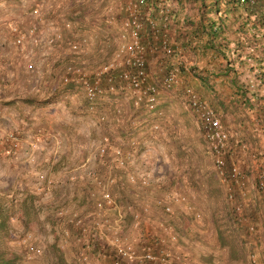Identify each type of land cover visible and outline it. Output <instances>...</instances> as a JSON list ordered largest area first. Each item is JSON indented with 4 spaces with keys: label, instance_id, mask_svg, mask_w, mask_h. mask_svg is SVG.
Listing matches in <instances>:
<instances>
[{
    "label": "rangeland",
    "instance_id": "obj_1",
    "mask_svg": "<svg viewBox=\"0 0 264 264\" xmlns=\"http://www.w3.org/2000/svg\"><path fill=\"white\" fill-rule=\"evenodd\" d=\"M122 1L0 0V198L2 212L6 214L5 242L7 248L18 254L16 264H55L49 252L51 243L61 252L63 260L70 263L71 258L57 241V228L62 223L70 226L69 214L76 211L84 213L90 224L96 211L87 200L93 186L92 176L113 179L110 190L115 206L106 213L110 217L118 211L125 214L121 230L138 253L146 248L152 252L165 250L186 264H198L197 251H187L190 240L196 238L194 234L190 233L179 244L168 238L166 232L172 229L165 225L166 220L177 224L181 214H192V223L200 225L208 216V209L215 206L213 199L207 197L218 184L213 155L184 93L186 87L193 91V79L189 74H181L170 56L153 49L157 38L145 26L141 34L145 57L157 60L151 68L146 63L143 81V85H154L156 90L152 110L133 105L132 91L117 71L114 89L105 90V80H101V94L93 100L86 98L80 84L73 82V88L64 89L62 75L71 77L69 73L78 68L91 79L92 71L100 69L120 50L117 37L123 18ZM31 7H37L39 20L28 14ZM146 13H142L144 24L147 18H158L155 10ZM31 22L36 24V42L26 39L20 44L13 43L11 28L22 32ZM52 32H58L61 41L53 46L44 45L43 39ZM165 35L172 49L174 44L169 42L167 30ZM185 35L188 37V33ZM159 61L162 64L158 67ZM173 67L177 68V82L165 87L161 80ZM54 92L57 93L54 97L43 101ZM29 97L41 103L26 105L19 101ZM199 99L208 101L204 96ZM7 134L17 137V144H4ZM262 135L263 131L259 136L264 139ZM117 147L125 153L132 152V165L138 170L137 176L148 175L147 185L126 181V173L133 166H115L113 150ZM243 153L241 150L226 155V162L239 169H250L248 160L238 156ZM90 170L91 175L87 173ZM250 171V176L242 179L246 195L248 190L252 193L250 189L255 188L257 176L264 170ZM226 186L220 187L223 198L228 191L236 194L231 183L226 182ZM157 198L169 202L170 212L164 214L154 204ZM130 209L137 217L127 212ZM61 210L63 218L62 214L57 215ZM205 232L199 233L195 248L208 237ZM207 232L212 233L211 226ZM157 237V241L149 239ZM28 243L41 248L39 256L26 257ZM92 244L94 256L110 264L114 258L111 247L99 239ZM218 250L216 254L222 257L223 250Z\"/></svg>",
    "mask_w": 264,
    "mask_h": 264
},
{
    "label": "trees",
    "instance_id": "obj_2",
    "mask_svg": "<svg viewBox=\"0 0 264 264\" xmlns=\"http://www.w3.org/2000/svg\"><path fill=\"white\" fill-rule=\"evenodd\" d=\"M167 1L163 0L162 13L167 17V27L172 28L173 41H176L177 44L172 46L169 54L163 53V56H170L171 60H175V65L181 74H189L188 77L195 79L193 93L198 98L202 96L207 98L208 101L205 103L208 107V104L212 105L213 109L209 108L225 127L226 124H231L233 128L248 124V116L245 112L248 107V99L245 97L242 82H239L238 79V67H244L243 69L246 68L247 71L259 70V80L264 77V17L262 15L264 0H255L253 3L248 0H175L174 8H171ZM154 10L157 12L154 3L141 7L143 15L145 11L150 14ZM210 11L213 12L212 16L207 15ZM185 33H188V37ZM227 37L230 38L227 39ZM154 38L156 39L154 50L159 49L163 52L158 45V36L155 35ZM229 43H232V47H229ZM185 49L188 52L193 50L210 67L200 69L193 64L188 65L190 56L182 54L180 51ZM235 63L238 64L237 67H235ZM218 83L227 86L230 91H224L222 87L217 86ZM64 87V89H71L74 84L69 81ZM56 94L54 92L52 96L44 98L43 101H49ZM19 101L26 105L41 103L33 97L21 98ZM135 106L145 108L141 103ZM225 115L229 117V123L226 122ZM245 128L246 126H242V129L245 130ZM247 138L249 139L242 135L238 143L246 145ZM4 140L2 141L4 144L14 145L10 139ZM245 171L250 176L251 171L249 169ZM261 176H264V171H261ZM255 182L256 185L252 192L257 194V200L253 205L241 206L239 199H235L239 206V212H236L234 206L229 207L225 203L221 188L217 186L211 190L215 204L208 212L214 233L212 246L216 249H224L223 258L212 254V250H208L210 247L208 243L201 242L199 248L194 247L193 242L205 226V219L200 225L192 223V214H181L177 224L166 220L165 225L171 226L177 236L176 242L179 244L184 237L190 233L194 234L196 238L190 240L187 251L190 252L192 249L197 251L196 257H194L198 264H219L222 262L255 264L251 253H248L252 245L245 237L250 239L253 237V242L258 247L261 256L259 257L260 263L264 264V258L262 259L264 256V195L258 189V181ZM2 206L3 201L0 198V264H16L19 258L18 254L7 248L5 242L6 214L2 212ZM249 226L252 227L251 233L247 229ZM240 232L244 233L243 237L239 235ZM93 239L95 245V236ZM149 239L157 241L158 237ZM49 252L55 258V264H72L63 260L61 252L54 243L49 245Z\"/></svg>",
    "mask_w": 264,
    "mask_h": 264
},
{
    "label": "built area",
    "instance_id": "obj_3",
    "mask_svg": "<svg viewBox=\"0 0 264 264\" xmlns=\"http://www.w3.org/2000/svg\"><path fill=\"white\" fill-rule=\"evenodd\" d=\"M253 3L255 0H248ZM155 5L158 18H147L144 24L142 18L141 7ZM164 8L163 0H123L120 5V10L123 13V18L120 21V28L118 37L121 45L120 50L114 54L111 60L107 61L100 69L92 71L90 78H86V74L74 69L75 72L62 75V82L67 83L70 81L74 84H80L85 92L86 98L90 101L97 95L101 94L102 86L101 80H105L106 89L109 92L114 89L115 71L118 72L119 77L122 78L127 87L132 91L134 105L139 103L144 104L146 110H152L156 101V90L154 85H143L146 76V62H145V48L141 42V34L145 30V26L150 34L158 36V43L161 50L165 54H169L171 49L166 42L165 33L167 30V17L162 13ZM28 14L39 20V12L37 7L28 9ZM264 17V9L262 10ZM36 24L31 22L27 28L22 31H16L15 27L11 28L14 35L13 43L20 44L24 40L29 39L36 42L35 39ZM33 38V39H32ZM61 41V36L58 32L43 39V44L48 46L57 45ZM122 42V43H121ZM33 44V43H32ZM75 47V44L71 45ZM154 49V48H153ZM124 50V52H123ZM121 54V55H119ZM31 67V65H28ZM177 68L173 67L168 70L162 80L161 84L165 87H170L177 82L176 74ZM76 75L75 78L72 75ZM89 79V80H88ZM185 96L188 100L191 111L196 116L202 136L207 142L208 151L213 155V164L215 171L220 182L225 184L231 183L233 188H237V196L244 195V188L242 186L243 169L238 168L234 164L226 162L227 142L229 132L226 127L220 122L219 118L207 106L204 101H201L190 88L184 89ZM5 139H10L13 144H17V139L11 134H7ZM12 145V146H14ZM103 151V149H100ZM113 160L116 167H124V165L133 164V154L127 150L126 153L120 148L113 150ZM133 166V165H132ZM137 168L133 166L131 171L126 173V181L135 183L136 181L141 185H147L149 178L147 174H139L137 176ZM89 175L93 174V170L87 171ZM263 174V173H262ZM258 177V189L264 195V176ZM114 183L113 179L109 176L106 179L92 176V188L88 192L87 200L92 202L96 210L90 224L85 220L84 213L73 212L69 214L70 226L63 225L59 221L60 226L57 228V241L61 249L67 252V256L71 258L68 262L72 264H104L102 260L94 256L92 252V241L99 239L105 241L112 249L113 259L110 264H186L182 258L174 256L165 250L152 252L146 248L142 252H137L134 245L127 239V235L122 232L121 221L123 220L124 213L119 211L113 216H109L106 212L115 206L114 198L111 194L110 187ZM227 189V186H226ZM234 194L230 191L225 192V199L227 202L234 201ZM236 212H239V206L234 202ZM154 204L158 206L164 214L170 212L171 208L169 202L165 198H157ZM129 209V207H128ZM132 209V208H131ZM129 212L132 216L137 217L135 212ZM64 213L62 210L57 212V215ZM197 216V214H194ZM64 214H62V218ZM248 232H252V227L249 226ZM167 236L170 240L176 241V234L173 231L167 230ZM94 235V236H93ZM91 242V243H90ZM41 248L33 243H28L26 246V257L33 258L39 256ZM253 256L251 255V258ZM253 260V258H252Z\"/></svg>",
    "mask_w": 264,
    "mask_h": 264
},
{
    "label": "crops",
    "instance_id": "obj_4",
    "mask_svg": "<svg viewBox=\"0 0 264 264\" xmlns=\"http://www.w3.org/2000/svg\"><path fill=\"white\" fill-rule=\"evenodd\" d=\"M167 3L170 5L171 8H174L176 6L175 0H168ZM207 15L212 16L213 12L210 11L207 13ZM167 35H168L169 42L174 44V46H176L177 42L173 41L174 40L173 30H170V28H168L167 29ZM230 37H227V39ZM229 47H232V43H229ZM180 51L182 54H188L190 56L189 62L187 63L188 65L193 64L200 69L210 67V65L205 63L204 59L203 58L201 59L198 55H196L193 50H191L190 52H188L187 49L180 50ZM177 57L179 58L178 55H177ZM145 59H146V63L150 66V68L152 66L154 67L155 62L157 61L156 57H153V56H150L149 58H147V56H146ZM174 61L175 60H172L173 63H174ZM161 64H162V62L159 61L157 66L159 67V65L161 66ZM237 66H238V64L235 63V67H237ZM243 68L244 67H238V69H239L238 70V74H239L238 79H239V82H242V85H243L244 90H245V96L249 97L248 98L249 99L248 100V107L245 110V112L248 116V120H247L248 124L242 125V126H246L245 130L242 129V126L241 127L234 126V128H233L231 126V124H229V125L226 124L227 125L226 128H229V133H230L229 138H228V142H227L226 155L228 156L234 152L238 153L239 151L244 150L245 153H243V155H238V156L241 158V160L242 159L248 160V167L250 168L249 170H254L255 172H257L258 169L264 170V139H262V137L259 136V134H262V131L264 132V108L261 106V104L264 105V81L260 82V80H259V77H258L259 76V74H258L259 70L258 71L257 70L247 71L246 68L245 69H243ZM253 76H256L258 79L254 78ZM193 81L195 84V79H193ZM261 83H263L261 85L262 87L258 88V86H259L258 84H261ZM217 86L222 87L224 89V91H226V92L230 91L229 88L225 85H221L218 83ZM255 90L259 91V93H257ZM257 95H259L261 98L260 97H259L260 99L258 97L255 98V96H257ZM155 112H157V110ZM152 113H154V112H152ZM225 117H227V119H225L226 122L229 123V121H228L229 117L226 115H225ZM242 135H244L245 137H249V139L247 138L248 140H247L246 145L238 143V141L242 138ZM262 136H264V135H262ZM245 170L246 169H243V178L242 179H244V176L247 175ZM206 184L210 185V182H208ZM216 185L219 188L221 187L222 189L225 187V185L222 182H220L219 179H218V184H216ZM235 189L237 192V188H235ZM250 190L253 191L252 189H250ZM248 193L249 194L246 195V192H244V195L242 197H239V196H237V194H235L233 202H236L235 199H239V203L242 204L241 206L248 205V204L253 205V203L257 200L254 198V196L256 194H254L253 192L250 193L249 190H248ZM207 197H209V199L213 198L210 192L208 193ZM224 201H225V203L228 204L229 207L233 203V202H227L225 199V196H224ZM209 209H208V212H209ZM204 219L206 221L205 226L200 230V233H203L206 231L205 233H207L208 237L207 238L204 237V240L202 241V243L203 242L205 244L208 243L210 245L208 250H210V251L212 250L211 252H215L214 255H216V251L218 249H216L215 247L212 246L213 242H214L213 241L214 233H213V228H212L211 217L208 215V216L204 217ZM208 226H211V228H212V233H210V235L208 234L209 232H207ZM239 235H242V237H243L244 233L240 232ZM246 238L250 242V244L252 245V247L250 248V251L248 253H251V255L254 257V258L253 257L252 258L255 261L254 262L255 264H261L260 260H259V257H261V256H260L258 247L255 246V244L253 242L254 241L253 237H251V239L248 237H245V239ZM193 243L195 244V241ZM219 250L220 251L223 250L221 252H224L223 248H221ZM221 258H223V257H221ZM263 258H264V256L262 257V259Z\"/></svg>",
    "mask_w": 264,
    "mask_h": 264
}]
</instances>
